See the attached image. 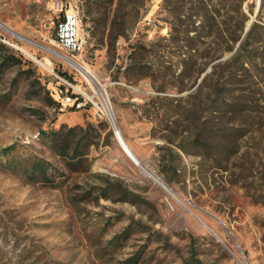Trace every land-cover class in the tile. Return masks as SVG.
Masks as SVG:
<instances>
[{
	"label": "rangeland",
	"instance_id": "1",
	"mask_svg": "<svg viewBox=\"0 0 264 264\" xmlns=\"http://www.w3.org/2000/svg\"><path fill=\"white\" fill-rule=\"evenodd\" d=\"M70 7L92 79L52 51ZM0 23V264H264V0H0Z\"/></svg>",
	"mask_w": 264,
	"mask_h": 264
},
{
	"label": "built area",
	"instance_id": "2",
	"mask_svg": "<svg viewBox=\"0 0 264 264\" xmlns=\"http://www.w3.org/2000/svg\"><path fill=\"white\" fill-rule=\"evenodd\" d=\"M54 41L59 51H52L57 54L74 59L83 52L84 42L79 35V16L76 8L70 7L63 11L56 24ZM53 76L55 80L51 88V96L61 109L80 110L90 107L99 118L108 120L109 124L114 121L111 109L109 114L107 107L103 104L102 93H100L101 101L95 100L93 96L82 92L64 76L56 73H53ZM104 102L106 103L105 100Z\"/></svg>",
	"mask_w": 264,
	"mask_h": 264
},
{
	"label": "trees",
	"instance_id": "3",
	"mask_svg": "<svg viewBox=\"0 0 264 264\" xmlns=\"http://www.w3.org/2000/svg\"><path fill=\"white\" fill-rule=\"evenodd\" d=\"M86 6H87V4H86ZM86 13L91 14L90 12H86ZM62 75H64V74H62ZM100 119H101L100 124L105 129L108 130L109 126H108L107 122L104 119H102V118H100ZM73 130H74V128L69 129V131H68V133L66 135H63V134L60 133V135H57V137H55V139L52 140V148H53V150L59 151L63 160H66L67 155H68L69 151L71 150V145H70V143L68 141V137H69V134H71V131H73ZM108 134H111L110 130H108ZM12 150H13L12 147L8 146L6 148H3L1 150V153H2L3 156H7V155H9L11 153ZM80 156L81 155H79L75 150H72L69 160H66V164L67 165H71L75 160L79 159ZM32 169L36 170L38 172V174L44 180H46L45 178L48 177V174H47V171L49 169L48 168V164L41 163V162H34L33 165H32L31 170H27L26 173H31Z\"/></svg>",
	"mask_w": 264,
	"mask_h": 264
},
{
	"label": "bare ground",
	"instance_id": "4",
	"mask_svg": "<svg viewBox=\"0 0 264 264\" xmlns=\"http://www.w3.org/2000/svg\"><path fill=\"white\" fill-rule=\"evenodd\" d=\"M61 55V54H59ZM61 58L63 60H65L71 67H73L75 70L79 71L80 73L88 76L89 78L92 79L90 72L83 66L82 63L76 61L75 59L71 58V57H67L64 55H61ZM100 95V93H98ZM104 100L106 101V103L104 102ZM103 100V104L107 107L109 114L110 113V106L109 103L107 102V100L104 97ZM115 123V121H114ZM111 125V124H110ZM119 137V147L121 148V150L123 151V153L126 155V157L137 167L140 169V171L149 179H151L153 182H155L158 186H160L163 190H165L171 197H173L174 199H177L176 196L174 195V193L170 190V188L165 184V182L158 177L154 172L150 171L149 169H147L146 167H144L139 161L138 159L133 155V153L130 151V149L128 148V146L126 145V143L124 142L121 134H118Z\"/></svg>",
	"mask_w": 264,
	"mask_h": 264
},
{
	"label": "water",
	"instance_id": "5",
	"mask_svg": "<svg viewBox=\"0 0 264 264\" xmlns=\"http://www.w3.org/2000/svg\"><path fill=\"white\" fill-rule=\"evenodd\" d=\"M0 26H1L2 28H5V27L3 26L2 23H0ZM111 127H112V130H113V132H114V136H115V138H116L118 144H120L119 137H118L119 130H118V127L116 126V124L114 123V121H111Z\"/></svg>",
	"mask_w": 264,
	"mask_h": 264
}]
</instances>
